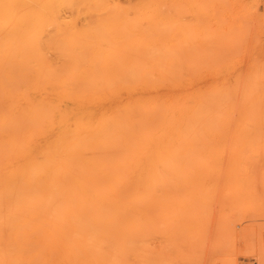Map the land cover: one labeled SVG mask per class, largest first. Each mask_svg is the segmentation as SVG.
I'll return each instance as SVG.
<instances>
[{"label": "rangeland", "instance_id": "1", "mask_svg": "<svg viewBox=\"0 0 264 264\" xmlns=\"http://www.w3.org/2000/svg\"><path fill=\"white\" fill-rule=\"evenodd\" d=\"M104 1L119 7L123 18L122 22H105L110 25L106 34L96 26L97 12L77 2L68 9L61 5L53 32L9 37L25 41L12 49L22 52L21 65L14 72L24 73L28 70L25 59L40 53L56 80L71 81L72 75L75 83L94 82L86 92L88 98L98 97L111 108L115 121L125 123L119 131L123 148L114 153V158L122 153L124 157L103 171L106 191L96 196L110 208L112 202L121 206L139 178L131 166L129 129L139 112L137 100L148 99L147 71L152 65L167 67V94L181 101L180 161L167 164L164 191L153 190L152 236L146 238H151L149 262L264 264V93L258 89V84L264 85V0ZM87 24L96 28L86 31ZM106 80L113 86L104 87ZM131 105L134 108L129 112ZM61 110L68 114L63 103ZM65 128L68 136L61 137L54 126L41 144L71 141L85 134L74 118L66 119ZM15 156L10 150L0 163L3 208L16 198L17 190L46 196L51 186L49 175L41 181L30 179ZM74 185L85 199L93 198L89 190ZM157 195L165 206L160 212ZM163 216L166 224L161 222ZM11 246L15 264H46L39 243ZM157 252L164 261H159ZM7 264H13L12 256Z\"/></svg>", "mask_w": 264, "mask_h": 264}, {"label": "bare ground", "instance_id": "2", "mask_svg": "<svg viewBox=\"0 0 264 264\" xmlns=\"http://www.w3.org/2000/svg\"><path fill=\"white\" fill-rule=\"evenodd\" d=\"M77 2L78 5H87L89 11L97 12L96 26L105 34L110 26L105 22L123 21L119 7L107 6L104 0H0V163L11 150L30 179L41 181L49 175L51 185L46 196L41 192L24 194L20 189L18 194L15 192L13 201L12 194L8 196L10 205L3 208L0 203V264H7L10 256L15 264V250L10 245L26 241L39 243L40 254L47 257L46 264H151L149 254L152 247L148 243L151 238H146L152 232L153 190L155 187L156 191H164L167 164L180 161L181 101L179 96L170 99L167 94V67L152 65L147 71L148 99L137 100L139 112L133 115L135 120L129 129L131 166L139 172V178L121 206L112 202L110 208L96 196L106 191L102 185L103 171L124 157L122 153L114 158V153L122 147L119 131L125 123L115 121L111 108L104 106L98 97L88 98L86 92L94 82L75 83L72 75L71 81L56 80L40 53L35 58L25 59L24 67L28 70L24 73L14 72L17 64L21 65L22 52L12 49L15 44L22 46L25 41L9 37L53 32L58 27L61 5L68 9ZM136 23L134 21V26ZM90 26L86 25V31H93L95 25ZM149 26L151 24L146 25L147 31ZM7 45L12 47L6 49ZM113 84L106 80L103 86L109 88ZM258 86L263 94L264 85ZM62 103L67 108L66 115L61 110ZM68 118H74L76 127L85 133L84 136L43 146L41 140L51 136L54 126L61 137H66L65 121ZM74 183L89 190L93 198L88 196L85 199ZM162 199L157 195L156 209L159 212L165 207ZM162 218L160 221L166 224V217Z\"/></svg>", "mask_w": 264, "mask_h": 264}]
</instances>
